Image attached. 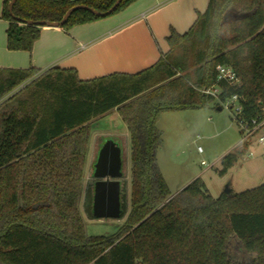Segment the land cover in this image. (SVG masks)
I'll use <instances>...</instances> for the list:
<instances>
[{"label": "trees", "instance_id": "trees-1", "mask_svg": "<svg viewBox=\"0 0 264 264\" xmlns=\"http://www.w3.org/2000/svg\"><path fill=\"white\" fill-rule=\"evenodd\" d=\"M10 1L1 13L7 47L31 51L43 27L13 17ZM115 1L17 0L13 12L59 21L74 5L105 11ZM133 1L123 0L112 14ZM100 18L78 10L60 28ZM167 42L168 51L136 73L82 79L72 67L41 74L34 66L0 67V264H264V184L214 197L197 177L172 194L158 164L157 125L164 111L204 108L234 95L242 108L237 118L264 117V0H209L188 30H172ZM218 65L232 68L238 82L219 80ZM210 87L219 94L202 91ZM114 110L130 135L131 178L121 180L119 217L126 220L115 235L92 236L80 201L93 123ZM249 146L241 142L224 155L219 173ZM95 181L86 191L91 218Z\"/></svg>", "mask_w": 264, "mask_h": 264}, {"label": "crops", "instance_id": "crops-1", "mask_svg": "<svg viewBox=\"0 0 264 264\" xmlns=\"http://www.w3.org/2000/svg\"><path fill=\"white\" fill-rule=\"evenodd\" d=\"M207 2L209 0H135L117 13L69 30L43 27L33 49L27 51L8 49V21L1 17L4 0H0V67L34 66L40 70L39 74L53 66L72 67L82 79L114 72L136 73L156 63L160 52L169 49L167 37L171 31L186 32L198 12L206 10ZM109 115L120 114L114 110ZM124 134L126 141H130L127 125ZM100 136L93 129L88 156L96 155L102 147ZM242 138L234 148L243 142Z\"/></svg>", "mask_w": 264, "mask_h": 264}, {"label": "rangeland", "instance_id": "rangeland-1", "mask_svg": "<svg viewBox=\"0 0 264 264\" xmlns=\"http://www.w3.org/2000/svg\"><path fill=\"white\" fill-rule=\"evenodd\" d=\"M234 112L235 108L231 110L228 102L219 103L217 99L204 108L162 112L157 123L163 136L162 146L158 150V164L172 194L179 192L197 177L204 180L214 197L220 196L227 188L234 193H241L264 184V146L257 142L251 144L227 172L219 173L222 157L233 151L235 143L242 138L241 128L233 119ZM93 127L95 134L104 135L100 136L102 145L105 140L113 138L122 146L121 180H127L130 184L131 146L124 136L126 124L122 117L105 116ZM199 146L203 152L198 150ZM250 152L254 155H250ZM98 154L99 151L94 156L92 153L88 156L80 208L88 235L112 236L119 232L126 217L91 218L86 210V191L95 179L94 166ZM128 187L129 202L130 185ZM232 249L241 258L246 255L237 240L232 242Z\"/></svg>", "mask_w": 264, "mask_h": 264}, {"label": "water", "instance_id": "water-1", "mask_svg": "<svg viewBox=\"0 0 264 264\" xmlns=\"http://www.w3.org/2000/svg\"><path fill=\"white\" fill-rule=\"evenodd\" d=\"M17 0H11L9 4L10 13L19 21L30 25L42 27H60L67 22L69 17L78 10H86L94 15L106 17L112 14L123 0H116L115 3L105 11L98 10L87 4H77L70 7L63 18L59 21L33 20L18 17L13 12V6ZM221 109V107H220ZM93 197V215L97 218H119L122 211L121 201V178L122 172V148L113 138L107 139L99 150L98 159L95 163ZM230 188L226 192H231Z\"/></svg>", "mask_w": 264, "mask_h": 264}, {"label": "built area", "instance_id": "built-area-1", "mask_svg": "<svg viewBox=\"0 0 264 264\" xmlns=\"http://www.w3.org/2000/svg\"><path fill=\"white\" fill-rule=\"evenodd\" d=\"M217 70L219 80H225L231 84L238 82L239 78L232 68L224 65H218ZM202 91L206 94L217 95L219 94L220 89L218 87H210L204 88ZM226 102L229 103V107H232L233 109L235 108L233 116L241 128L243 142H250V145L257 142L264 146V117L261 119L254 118L252 121L239 119L237 118V115L241 112L242 108L239 103L238 95L232 96ZM198 150L203 152V148L201 146L198 147ZM250 155H254V153L250 152ZM202 163L205 164L206 161L203 160Z\"/></svg>", "mask_w": 264, "mask_h": 264}]
</instances>
